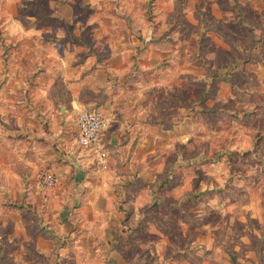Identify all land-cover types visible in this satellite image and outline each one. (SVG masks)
<instances>
[{
	"label": "rangeland",
	"instance_id": "obj_1",
	"mask_svg": "<svg viewBox=\"0 0 264 264\" xmlns=\"http://www.w3.org/2000/svg\"><path fill=\"white\" fill-rule=\"evenodd\" d=\"M38 38L112 64L108 90L83 86L88 72L73 82L107 128L124 122L119 152L82 155L119 179L94 206L27 179L13 203L0 195V264H264V0H0V101L49 84L34 69L14 78Z\"/></svg>",
	"mask_w": 264,
	"mask_h": 264
},
{
	"label": "crops",
	"instance_id": "obj_2",
	"mask_svg": "<svg viewBox=\"0 0 264 264\" xmlns=\"http://www.w3.org/2000/svg\"><path fill=\"white\" fill-rule=\"evenodd\" d=\"M25 30L41 31L40 28L36 27L29 30L25 28ZM24 40H13L12 43L14 46H20L22 52ZM116 41L118 39L113 40L114 44ZM32 42L33 45L37 44V46L29 49L26 55L22 54L17 64H14L18 67L14 71L16 76L14 78H17V75L29 74L34 69L38 73V78L49 79V84L40 87L27 86V89L19 87L17 91H14L18 96L12 93L9 95L14 98L13 102L7 103L5 98L0 101V195L3 196L4 201V197L9 196L10 203H13V196L23 193V189L27 185L25 184L26 179L28 185H37L38 187L39 184L35 176V180L31 178H33V173L37 168L45 166L54 172L58 178L56 188L53 191L52 189H44V192H49V199H59L65 205H74L77 201L83 206H94L100 196L99 192H102L101 190L111 192L108 189L112 187L111 183H107L106 179H113L112 184L114 181L117 182L119 172L117 171L118 167L112 166L108 171V177L106 179L103 177L105 180L102 179L100 175H103L92 166L95 163L90 164L86 162V157H82V155L86 156V154L92 153L87 152L85 154L84 149H82L84 152L74 149L75 136L70 131L71 117L77 109L82 110V107L86 105L82 103L80 98L82 89H77L78 82H73V79L77 80L80 78L79 74L83 75V72H88L81 80L83 86L85 83L89 85L96 76L97 87L108 90L109 81L104 80L103 76L104 71L112 72V64L109 63V59L97 58L91 53L86 55L76 53L75 48H72V52L69 46L71 42L66 41L65 43L59 38L56 41L53 38L50 40L38 38ZM108 44L111 47V42ZM112 50L114 51L111 52L115 55L116 49L113 48ZM14 54L13 58H15ZM29 54H33L31 59L28 58ZM28 62L31 68H27ZM102 62L104 63L100 64ZM91 64H97V70L93 72L94 76L90 74L93 71L90 70ZM102 72L103 75H101ZM108 77L111 78L112 75ZM58 81L67 85L68 99L66 101L69 100V102H65L56 96V87L54 86ZM3 89L11 90L12 88L10 86L3 87L0 89L1 95H3L1 92ZM21 94L32 95L30 103L28 102V108L22 106L23 101L20 100L21 97L19 96ZM110 118H114L113 112L110 113ZM114 122L113 124L117 128L111 129L112 122L109 123L104 139L106 145L108 144V149L113 150V153L116 150L119 152L114 147H118L117 137L119 133H122L124 126V122H120V124ZM129 123L135 127L137 122L130 121ZM126 124L128 123L126 122ZM74 126L77 128L76 121ZM109 144H112V148ZM8 185L12 187L10 188ZM102 185L109 186L105 188ZM9 190L12 193H7ZM109 199L115 200L113 195Z\"/></svg>",
	"mask_w": 264,
	"mask_h": 264
},
{
	"label": "built area",
	"instance_id": "obj_3",
	"mask_svg": "<svg viewBox=\"0 0 264 264\" xmlns=\"http://www.w3.org/2000/svg\"><path fill=\"white\" fill-rule=\"evenodd\" d=\"M77 133L74 144L85 151L92 153L100 164L107 161L108 146L104 140V133L108 126V119L95 110L82 109L76 114ZM37 182L41 189H55L57 175L47 169L36 173Z\"/></svg>",
	"mask_w": 264,
	"mask_h": 264
},
{
	"label": "trees",
	"instance_id": "obj_4",
	"mask_svg": "<svg viewBox=\"0 0 264 264\" xmlns=\"http://www.w3.org/2000/svg\"><path fill=\"white\" fill-rule=\"evenodd\" d=\"M106 131H107V129L105 130V133H104V139L106 138ZM107 146H108V144H107Z\"/></svg>",
	"mask_w": 264,
	"mask_h": 264
}]
</instances>
